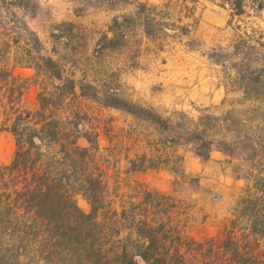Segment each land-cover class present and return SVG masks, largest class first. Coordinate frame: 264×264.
I'll return each instance as SVG.
<instances>
[{"label":"rangeland","instance_id":"1","mask_svg":"<svg viewBox=\"0 0 264 264\" xmlns=\"http://www.w3.org/2000/svg\"><path fill=\"white\" fill-rule=\"evenodd\" d=\"M8 1L15 12L10 20L33 30L43 53L75 70L77 79L170 121L167 130L157 127L106 105L103 95L70 99L64 114L98 134L94 157L109 215L147 207L177 224L189 246L221 243L247 189H264V87L250 80L264 70L258 44L264 43V0H244L242 14L226 0ZM13 69L27 84L22 104L37 109L42 77L27 65ZM199 136L212 146L208 158L198 154ZM15 147L14 135L0 131V164L11 162ZM76 199L90 211L82 193ZM241 224L239 233L248 219ZM187 254L194 264H208Z\"/></svg>","mask_w":264,"mask_h":264},{"label":"trees","instance_id":"2","mask_svg":"<svg viewBox=\"0 0 264 264\" xmlns=\"http://www.w3.org/2000/svg\"><path fill=\"white\" fill-rule=\"evenodd\" d=\"M226 1L239 14L244 12V0ZM7 4L0 0V131L11 132L16 147L11 162L0 164V264H140V259L146 264H194L188 250L208 264H264V189L256 186L240 198L219 244L210 239L189 246L177 224L158 219L147 207L130 215L117 210L109 215L103 174L94 157L98 134L64 114L70 99L81 94L99 100L103 95L106 105L157 127L167 130L170 121L153 107L77 79L75 70L43 53L33 30L10 20L15 12ZM249 41L255 49L257 41ZM15 47L19 52L13 57ZM11 60L33 67L42 77L37 109L22 104L27 84ZM46 80L53 81L51 86ZM250 80L264 87V70ZM199 137L198 154L208 158L212 146ZM77 193L86 197L90 211L81 208ZM242 217L248 227L239 233Z\"/></svg>","mask_w":264,"mask_h":264}]
</instances>
